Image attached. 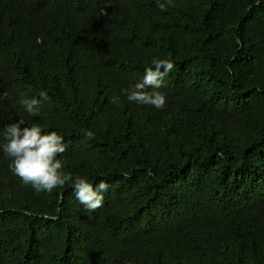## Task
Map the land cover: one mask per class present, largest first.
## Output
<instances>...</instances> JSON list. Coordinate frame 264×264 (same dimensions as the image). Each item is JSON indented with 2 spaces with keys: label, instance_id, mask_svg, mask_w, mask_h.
Segmentation results:
<instances>
[{
  "label": "trees",
  "instance_id": "obj_1",
  "mask_svg": "<svg viewBox=\"0 0 264 264\" xmlns=\"http://www.w3.org/2000/svg\"><path fill=\"white\" fill-rule=\"evenodd\" d=\"M153 58L161 110L122 91ZM19 119L110 187L87 211L0 152V264H264V0H0V144Z\"/></svg>",
  "mask_w": 264,
  "mask_h": 264
},
{
  "label": "clouds",
  "instance_id": "obj_2",
  "mask_svg": "<svg viewBox=\"0 0 264 264\" xmlns=\"http://www.w3.org/2000/svg\"><path fill=\"white\" fill-rule=\"evenodd\" d=\"M170 4L171 0H157V7L161 11ZM174 67L171 60L153 58L151 66L144 71L142 81L130 89L122 90L127 101L163 109L166 98L156 90L164 86L166 77ZM49 99L47 93L41 91L38 97L22 99L20 104L30 116H37L41 104ZM3 135L6 143L0 144V152L10 161L8 167L12 175L18 177L23 184H30L37 192L52 193L54 189L71 182L75 199L87 211H95L102 206L104 194L110 187L106 180L100 179L98 183L93 184L86 178H73L62 171L64 164L58 158L66 150L62 135L56 131L44 132L37 124L28 126L23 119L6 125ZM84 136L86 139H93L94 133L85 130Z\"/></svg>",
  "mask_w": 264,
  "mask_h": 264
}]
</instances>
